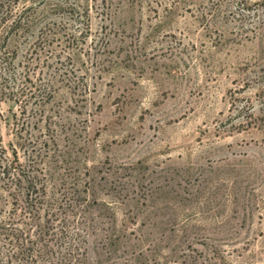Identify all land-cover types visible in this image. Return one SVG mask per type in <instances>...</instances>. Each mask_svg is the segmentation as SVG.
Masks as SVG:
<instances>
[{"label": "rangeland", "instance_id": "obj_1", "mask_svg": "<svg viewBox=\"0 0 264 264\" xmlns=\"http://www.w3.org/2000/svg\"><path fill=\"white\" fill-rule=\"evenodd\" d=\"M238 1L0 0L26 92L0 151L45 191L42 240L0 205V264H264V30Z\"/></svg>", "mask_w": 264, "mask_h": 264}, {"label": "trees", "instance_id": "obj_2", "mask_svg": "<svg viewBox=\"0 0 264 264\" xmlns=\"http://www.w3.org/2000/svg\"><path fill=\"white\" fill-rule=\"evenodd\" d=\"M237 6L239 9L242 7V9H244V27L245 25H250L252 28L251 31L254 33L257 30H264V0H239ZM12 13H14V9L10 8V6H0V27L9 19V17H11ZM14 58L15 57L6 52H0V104L7 98H10V100L16 99L15 101H21L22 98L26 97V92L23 88L21 89V92L18 90L20 84L17 83L18 76L16 72H18V69L14 63ZM10 82H14L16 85L18 84V86H11ZM33 88L35 89V87H32V89ZM35 90L37 91L38 88ZM29 92L31 93V91ZM32 97L33 96H31V98ZM52 97L51 89H44L41 101L43 103H48ZM0 120H2L1 114ZM3 150L4 149L0 151V205H2L4 200L7 201L9 205L10 199L8 200V197L13 199L14 202L12 205L14 206V209L9 212L13 217H10V219L19 218V221L17 223L12 221L8 223V226L9 228L14 227V229L11 230L14 232L12 238L15 237L14 235L21 237V229H15V226L19 222L24 226L29 225V223H26L28 221L33 224L40 221L45 191L38 176L35 174L34 166L31 164L28 168L22 166L16 151H13L11 158L6 155H1L3 154ZM3 213L4 210L0 207V215H3ZM35 227L37 229L36 234L39 236V239L42 240L41 236L43 234L44 226L36 224ZM2 229H4V227H1L0 234L3 233V231H1ZM8 235H12V233ZM37 242L38 241L29 243L34 247L38 244ZM46 248L47 246L44 245L40 250L45 252Z\"/></svg>", "mask_w": 264, "mask_h": 264}]
</instances>
